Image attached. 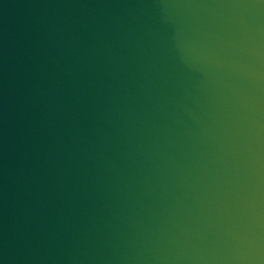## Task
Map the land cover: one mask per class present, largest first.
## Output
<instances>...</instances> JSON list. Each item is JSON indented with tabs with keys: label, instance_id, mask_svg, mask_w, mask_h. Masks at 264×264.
<instances>
[{
	"label": "water",
	"instance_id": "1",
	"mask_svg": "<svg viewBox=\"0 0 264 264\" xmlns=\"http://www.w3.org/2000/svg\"><path fill=\"white\" fill-rule=\"evenodd\" d=\"M0 264H264V0H0Z\"/></svg>",
	"mask_w": 264,
	"mask_h": 264
}]
</instances>
